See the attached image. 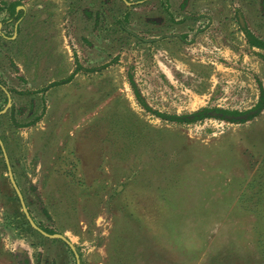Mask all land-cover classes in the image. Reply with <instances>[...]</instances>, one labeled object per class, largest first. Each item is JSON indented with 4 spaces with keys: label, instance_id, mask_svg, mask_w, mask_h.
Here are the masks:
<instances>
[{
    "label": "rangeland",
    "instance_id": "obj_1",
    "mask_svg": "<svg viewBox=\"0 0 264 264\" xmlns=\"http://www.w3.org/2000/svg\"><path fill=\"white\" fill-rule=\"evenodd\" d=\"M245 32L264 42V0H0V139L80 264H264V101L207 116L264 93ZM16 199L0 151V264H76Z\"/></svg>",
    "mask_w": 264,
    "mask_h": 264
},
{
    "label": "water",
    "instance_id": "obj_2",
    "mask_svg": "<svg viewBox=\"0 0 264 264\" xmlns=\"http://www.w3.org/2000/svg\"><path fill=\"white\" fill-rule=\"evenodd\" d=\"M0 89L3 90V92L7 98V103H6L5 108L0 111V115H1L11 106V99H10L8 92L3 87L0 86ZM253 115H254V112H249L247 115H241V116H237V117L223 116L222 114H218V113H214V112L207 113V116L223 117L226 120H247L250 116H253ZM0 151L2 153L4 162H5L9 184H10V186H11V188H12V190H13V192H14V194H15L18 202H19L21 212H22L25 220L27 221L28 225L30 226V228L45 238L62 241L71 250V252L75 258L76 264H80L79 256L76 253L75 248L66 238H64V236H62L60 234H52V235L48 234L45 231H43L41 228H39L38 225L33 221V219L31 218V216L29 214V211L25 205L22 193H21V191H20V189H19V187H18V185L14 179V176H13V173H12L9 161H8V157L6 155V152H5V149H4V146H3L1 139H0Z\"/></svg>",
    "mask_w": 264,
    "mask_h": 264
},
{
    "label": "trees",
    "instance_id": "obj_3",
    "mask_svg": "<svg viewBox=\"0 0 264 264\" xmlns=\"http://www.w3.org/2000/svg\"><path fill=\"white\" fill-rule=\"evenodd\" d=\"M17 6V5H16ZM16 6L15 4H9L8 5V13L10 14L9 16L12 19H18L21 15V12L16 13ZM245 37L247 39V42L249 43V45L258 48V49H263L264 50V42L258 40L257 38H255L254 36H252L250 33H246ZM100 68L95 69V70H89L90 72L92 71H98ZM77 70V69H76ZM76 70L73 71V73L66 79L58 81V82H54L51 83L49 86H47L46 88L42 89L41 92H45L46 90H48V88L54 87V86H59V85H65L67 83H69L74 74L76 73ZM263 101H264V93L261 91L260 94V99L258 101V103L255 105V107H253V109L251 111L255 112L254 116L258 115V113L262 110V105H263ZM6 102V100L4 99V103ZM0 110H2V108L0 107ZM206 112V110H201L198 111L194 114H192L191 116H177V115H168V114H155L157 117L171 122V123H185V122H189V120H191V118H193L192 120H199L202 119L204 116H206L204 113ZM225 113V112H224ZM230 115H236V112H232V113H227ZM251 117V116H250ZM250 119V118H249ZM19 127V126H18ZM17 200V199H16ZM22 218L23 215H22ZM26 222V221H25ZM25 224L28 225V223L26 222ZM27 231H31L32 229L30 228V226L28 225V229H26ZM46 233L48 234H52L51 231L47 230V229H43ZM33 231V230H32ZM35 232V231H34Z\"/></svg>",
    "mask_w": 264,
    "mask_h": 264
},
{
    "label": "flooded vegetation",
    "instance_id": "obj_4",
    "mask_svg": "<svg viewBox=\"0 0 264 264\" xmlns=\"http://www.w3.org/2000/svg\"><path fill=\"white\" fill-rule=\"evenodd\" d=\"M16 8L17 9H21L22 7H20V6H16ZM15 8V9H16ZM6 9H7V13H8V6L6 7ZM18 12H22V11H16V13H18ZM22 14V13H21ZM10 14L8 13V16H9ZM20 18V17H19ZM9 19H12L10 16H9ZM185 19H187V18H185ZM16 20V19H15ZM157 22V21H156ZM247 32H245V34H246ZM249 33V32H248ZM252 35V34H251ZM253 36V35H252ZM245 39H246V37H245ZM246 41H247V39H246ZM248 43V42H247ZM249 44V43H248ZM251 46V45H250ZM253 47V46H252Z\"/></svg>",
    "mask_w": 264,
    "mask_h": 264
},
{
    "label": "crops",
    "instance_id": "obj_5",
    "mask_svg": "<svg viewBox=\"0 0 264 264\" xmlns=\"http://www.w3.org/2000/svg\"><path fill=\"white\" fill-rule=\"evenodd\" d=\"M16 11H19L17 8H16ZM57 21V19H55V22ZM71 74H69L66 78H68L69 76H70ZM66 78H64V79H66ZM63 79V80H64Z\"/></svg>",
    "mask_w": 264,
    "mask_h": 264
}]
</instances>
